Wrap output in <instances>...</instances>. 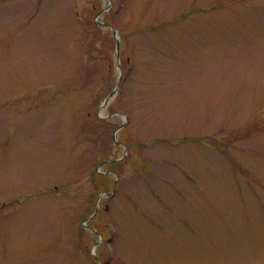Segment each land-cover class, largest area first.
I'll return each mask as SVG.
<instances>
[{
    "label": "rangeland",
    "instance_id": "374dc122",
    "mask_svg": "<svg viewBox=\"0 0 264 264\" xmlns=\"http://www.w3.org/2000/svg\"><path fill=\"white\" fill-rule=\"evenodd\" d=\"M0 264H264V0H0Z\"/></svg>",
    "mask_w": 264,
    "mask_h": 264
},
{
    "label": "trees",
    "instance_id": "16d2710c",
    "mask_svg": "<svg viewBox=\"0 0 264 264\" xmlns=\"http://www.w3.org/2000/svg\"><path fill=\"white\" fill-rule=\"evenodd\" d=\"M108 24V23H107ZM97 119V121H99V122H103V120H101V119H98V118H96ZM109 168H111V170L114 168V166H116V163H114V162H111V163H109L108 165H107ZM94 179H95V182H96V184H102L103 182H104V180L105 179H107V177L106 176H104V175H101V174H99V173H97V172H95L94 173ZM99 187V186H98ZM100 188V187H99ZM101 191H104L103 190V188H101ZM96 197L97 196H95V198H94V201H95V199H96ZM90 225H92V224H90ZM98 230L95 232V233H97L98 234ZM85 236H87V233L84 231V230H82V229H80L79 230V240H82L83 239V237H85Z\"/></svg>",
    "mask_w": 264,
    "mask_h": 264
},
{
    "label": "water",
    "instance_id": "95a60500",
    "mask_svg": "<svg viewBox=\"0 0 264 264\" xmlns=\"http://www.w3.org/2000/svg\"><path fill=\"white\" fill-rule=\"evenodd\" d=\"M113 31H114V30H113ZM114 33H115V31H114ZM116 47L118 48V40H117V38H116ZM106 102H107V101H106ZM119 128H121V127H119ZM94 212H96V208H95Z\"/></svg>",
    "mask_w": 264,
    "mask_h": 264
}]
</instances>
